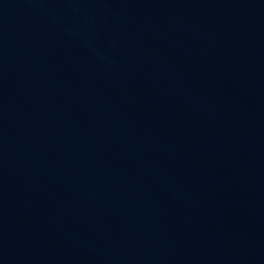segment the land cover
<instances>
[{
	"label": "water",
	"instance_id": "obj_1",
	"mask_svg": "<svg viewBox=\"0 0 264 264\" xmlns=\"http://www.w3.org/2000/svg\"><path fill=\"white\" fill-rule=\"evenodd\" d=\"M0 264H264V0H0Z\"/></svg>",
	"mask_w": 264,
	"mask_h": 264
}]
</instances>
